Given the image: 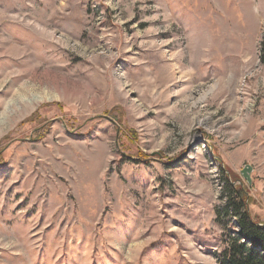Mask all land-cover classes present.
I'll list each match as a JSON object with an SVG mask.
<instances>
[{
	"label": "rangeland",
	"instance_id": "rangeland-1",
	"mask_svg": "<svg viewBox=\"0 0 264 264\" xmlns=\"http://www.w3.org/2000/svg\"><path fill=\"white\" fill-rule=\"evenodd\" d=\"M226 177L263 223L264 0H0V264H220Z\"/></svg>",
	"mask_w": 264,
	"mask_h": 264
},
{
	"label": "trees",
	"instance_id": "trees-1",
	"mask_svg": "<svg viewBox=\"0 0 264 264\" xmlns=\"http://www.w3.org/2000/svg\"><path fill=\"white\" fill-rule=\"evenodd\" d=\"M225 207L217 210V221L221 224L224 218L235 220L238 229L227 233L225 247L219 256L220 264H264V222L257 223L249 212L246 191L234 186L233 181L225 178ZM227 230V228L225 227ZM228 231V230H227Z\"/></svg>",
	"mask_w": 264,
	"mask_h": 264
},
{
	"label": "water",
	"instance_id": "water-1",
	"mask_svg": "<svg viewBox=\"0 0 264 264\" xmlns=\"http://www.w3.org/2000/svg\"><path fill=\"white\" fill-rule=\"evenodd\" d=\"M250 171H251V167H250V166H247V167H245V168L242 170V172H241L243 178H244L249 184L251 183V179H250V176H249Z\"/></svg>",
	"mask_w": 264,
	"mask_h": 264
}]
</instances>
